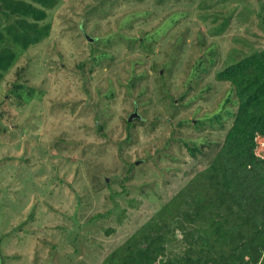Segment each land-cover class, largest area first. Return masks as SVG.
I'll use <instances>...</instances> for the list:
<instances>
[{
	"label": "rangeland",
	"instance_id": "1",
	"mask_svg": "<svg viewBox=\"0 0 264 264\" xmlns=\"http://www.w3.org/2000/svg\"><path fill=\"white\" fill-rule=\"evenodd\" d=\"M43 23L0 68V264H102L222 145L216 73L264 49V0H60Z\"/></svg>",
	"mask_w": 264,
	"mask_h": 264
},
{
	"label": "trees",
	"instance_id": "2",
	"mask_svg": "<svg viewBox=\"0 0 264 264\" xmlns=\"http://www.w3.org/2000/svg\"><path fill=\"white\" fill-rule=\"evenodd\" d=\"M59 1L0 0V68L9 69L17 50L49 35L50 24L41 21ZM216 78L230 82L238 105L228 112L234 119L222 145L102 264H264V157L256 153V136H264V49L227 63ZM212 116L210 122L222 124L219 113ZM126 123L130 131L133 122ZM186 145L192 155L204 152L197 142ZM173 239L177 250L169 245Z\"/></svg>",
	"mask_w": 264,
	"mask_h": 264
},
{
	"label": "built area",
	"instance_id": "3",
	"mask_svg": "<svg viewBox=\"0 0 264 264\" xmlns=\"http://www.w3.org/2000/svg\"><path fill=\"white\" fill-rule=\"evenodd\" d=\"M259 138L264 139V136H262V135H257V136H256V142H257L256 153H257V155H259V156H261V157H264V154H262V153L259 151V149H258V147L260 146Z\"/></svg>",
	"mask_w": 264,
	"mask_h": 264
},
{
	"label": "water",
	"instance_id": "4",
	"mask_svg": "<svg viewBox=\"0 0 264 264\" xmlns=\"http://www.w3.org/2000/svg\"><path fill=\"white\" fill-rule=\"evenodd\" d=\"M133 117H140V114L135 111L131 116H130V119H132Z\"/></svg>",
	"mask_w": 264,
	"mask_h": 264
}]
</instances>
